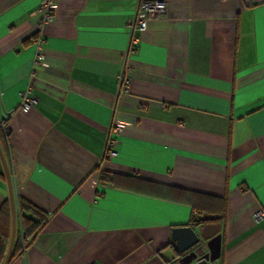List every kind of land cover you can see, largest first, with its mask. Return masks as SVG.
Segmentation results:
<instances>
[{
	"label": "crops",
	"instance_id": "0c3cea01",
	"mask_svg": "<svg viewBox=\"0 0 264 264\" xmlns=\"http://www.w3.org/2000/svg\"><path fill=\"white\" fill-rule=\"evenodd\" d=\"M41 1L0 0L14 211L46 215L10 264H178L173 228L216 229L193 208L224 216L216 264H264V0H57L40 29ZM143 1L164 9L138 33ZM10 190L0 160L9 209Z\"/></svg>",
	"mask_w": 264,
	"mask_h": 264
},
{
	"label": "trees",
	"instance_id": "16d2710c",
	"mask_svg": "<svg viewBox=\"0 0 264 264\" xmlns=\"http://www.w3.org/2000/svg\"><path fill=\"white\" fill-rule=\"evenodd\" d=\"M6 135H4L0 131V151L3 157L6 158ZM99 183L106 184L112 183L114 181V176L108 172H99L98 176ZM222 206H224L223 201L221 202ZM16 227H15V235L14 242L12 245L11 253L8 259L7 264H10L12 260L17 256L23 253L24 247L28 244V241H31L33 236L40 230L43 220H45L46 215L41 212L39 209L26 202L23 199H17V208H16ZM193 211L198 215L197 217L203 218V220H209L208 224H219L224 218L221 214L219 218L212 219L211 215H205V211L203 212L199 208H193ZM195 216H191V221L189 226H197L202 222H198L195 220ZM10 228H11V215L9 209V203L4 202L0 206V264L4 263L9 241H10ZM174 252L177 253L175 248Z\"/></svg>",
	"mask_w": 264,
	"mask_h": 264
},
{
	"label": "built area",
	"instance_id": "2783aa9c",
	"mask_svg": "<svg viewBox=\"0 0 264 264\" xmlns=\"http://www.w3.org/2000/svg\"><path fill=\"white\" fill-rule=\"evenodd\" d=\"M57 0H42L37 12L41 14L40 21L38 23V28H42L45 24L51 22L53 20V6ZM163 6L159 5L157 2H147L143 1L139 5V13L138 16L134 21L136 22L135 30L138 33H142L146 29L147 22L155 19L158 17L162 11ZM36 53L34 57L33 66H41L43 65V53H42V40L39 37L34 41ZM129 87V80L125 76H121L120 78V91L127 92ZM29 91V90H28ZM28 91L20 94V101L18 103L17 109L22 111H26L27 109L34 107L36 105L37 99L35 97H28ZM10 115L0 117V131L4 135H8V129L6 126V120ZM121 134V127L116 125H111L106 142H105V149H104V157L107 159H112L116 157L115 147L117 143V137ZM262 217V213L258 212L255 215V220H258ZM95 264V263H90ZM208 264V263H207Z\"/></svg>",
	"mask_w": 264,
	"mask_h": 264
},
{
	"label": "water",
	"instance_id": "95a60500",
	"mask_svg": "<svg viewBox=\"0 0 264 264\" xmlns=\"http://www.w3.org/2000/svg\"><path fill=\"white\" fill-rule=\"evenodd\" d=\"M0 160L5 172L6 182L9 190L10 179L5 165V161L0 151ZM9 202L11 210V235L10 245L3 264H7L15 234V211L11 190L9 192ZM212 226V225H211ZM219 225L216 229L207 234L204 226L200 231H195L190 226L177 227L171 230V240L174 243L175 250L180 255L178 264H216L220 257V234Z\"/></svg>",
	"mask_w": 264,
	"mask_h": 264
},
{
	"label": "rangeland",
	"instance_id": "374dc122",
	"mask_svg": "<svg viewBox=\"0 0 264 264\" xmlns=\"http://www.w3.org/2000/svg\"><path fill=\"white\" fill-rule=\"evenodd\" d=\"M16 216V215H15Z\"/></svg>",
	"mask_w": 264,
	"mask_h": 264
}]
</instances>
